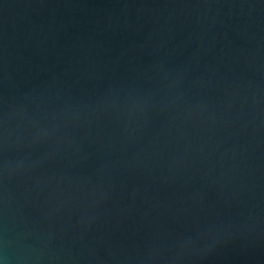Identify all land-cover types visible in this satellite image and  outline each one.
<instances>
[{
    "label": "water",
    "instance_id": "95a60500",
    "mask_svg": "<svg viewBox=\"0 0 264 264\" xmlns=\"http://www.w3.org/2000/svg\"><path fill=\"white\" fill-rule=\"evenodd\" d=\"M0 264H264V0H0Z\"/></svg>",
    "mask_w": 264,
    "mask_h": 264
}]
</instances>
